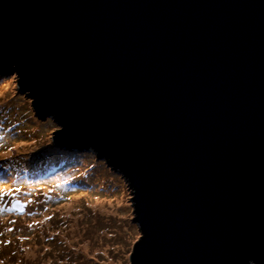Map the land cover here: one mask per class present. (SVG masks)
Returning a JSON list of instances; mask_svg holds the SVG:
<instances>
[{
    "label": "water",
    "instance_id": "obj_1",
    "mask_svg": "<svg viewBox=\"0 0 264 264\" xmlns=\"http://www.w3.org/2000/svg\"><path fill=\"white\" fill-rule=\"evenodd\" d=\"M6 71L128 178L131 264H264V0H0Z\"/></svg>",
    "mask_w": 264,
    "mask_h": 264
},
{
    "label": "rangeland",
    "instance_id": "obj_2",
    "mask_svg": "<svg viewBox=\"0 0 264 264\" xmlns=\"http://www.w3.org/2000/svg\"><path fill=\"white\" fill-rule=\"evenodd\" d=\"M15 75L0 73V188L20 189L0 197V264H131L141 230L127 179L96 152L56 145L60 121L38 113Z\"/></svg>",
    "mask_w": 264,
    "mask_h": 264
},
{
    "label": "snow or ice",
    "instance_id": "obj_3",
    "mask_svg": "<svg viewBox=\"0 0 264 264\" xmlns=\"http://www.w3.org/2000/svg\"><path fill=\"white\" fill-rule=\"evenodd\" d=\"M5 191L7 192V194H12L13 192H19L20 189L19 188H16V189L8 188L5 190V189L0 188V197H2L5 194ZM14 204L18 207L20 211H23V204L19 200L14 201Z\"/></svg>",
    "mask_w": 264,
    "mask_h": 264
},
{
    "label": "trees",
    "instance_id": "obj_4",
    "mask_svg": "<svg viewBox=\"0 0 264 264\" xmlns=\"http://www.w3.org/2000/svg\"><path fill=\"white\" fill-rule=\"evenodd\" d=\"M52 142H53V141H52ZM52 142H51L49 145L47 144V147H52V148H54V149H59V147H57L56 145H53ZM56 147H57V148H56ZM40 150H41V149H40ZM55 152L58 153L56 150H55ZM75 154H76V152H75ZM96 155H97V157H101L97 152H96ZM58 156L61 157V158H64V155H63V154H59V153H58ZM59 157H55V158H59ZM52 158L55 159L54 157H51L50 160H53ZM101 158H104V157H101ZM2 159H4V158H2ZM105 159H106V158H105ZM1 161H3V160H1ZM61 161H66V160L63 159V160H61ZM118 171H119V170H118ZM8 172H10V169L7 170V173H8ZM119 172L121 173V175L125 176V175L123 174V172H121V171H119ZM125 178H126L127 181H128V178H127L126 176H125ZM81 181H82V180H81ZM82 183H83V182H82ZM128 183H129V181H128Z\"/></svg>",
    "mask_w": 264,
    "mask_h": 264
},
{
    "label": "bare ground",
    "instance_id": "obj_5",
    "mask_svg": "<svg viewBox=\"0 0 264 264\" xmlns=\"http://www.w3.org/2000/svg\"><path fill=\"white\" fill-rule=\"evenodd\" d=\"M22 146H26V145H22ZM64 148H65V147H64ZM60 159H61V160H63V159L66 160V157L64 156V158H60ZM60 164H62V163H60ZM83 186L86 187V185H84V184H83ZM78 198H79V196L76 197L75 200L78 201ZM93 201H94V200H93ZM96 201H98V199H96ZM98 205H101V206L105 207L106 203H105L104 201H100V202H97V204H95L94 207H96V206H98Z\"/></svg>",
    "mask_w": 264,
    "mask_h": 264
}]
</instances>
